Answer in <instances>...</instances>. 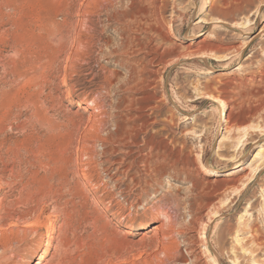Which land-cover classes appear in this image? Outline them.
Listing matches in <instances>:
<instances>
[{
    "label": "rangeland",
    "instance_id": "rangeland-1",
    "mask_svg": "<svg viewBox=\"0 0 264 264\" xmlns=\"http://www.w3.org/2000/svg\"><path fill=\"white\" fill-rule=\"evenodd\" d=\"M263 28L264 0H0L4 136L40 149L55 172L59 204L78 211L69 236L79 263L186 264L173 257H190L189 240L205 232L211 251L222 247L219 264H264V172L249 183L264 163V106L244 123L237 95L216 101L234 81L264 87V33L238 57ZM91 98L94 116L79 107ZM202 164L215 173L204 176ZM120 226L137 229L121 238ZM170 240L180 248L173 257L162 252ZM35 244L22 243L25 256ZM205 261L213 264L209 253Z\"/></svg>",
    "mask_w": 264,
    "mask_h": 264
},
{
    "label": "bare ground",
    "instance_id": "bare-ground-1",
    "mask_svg": "<svg viewBox=\"0 0 264 264\" xmlns=\"http://www.w3.org/2000/svg\"><path fill=\"white\" fill-rule=\"evenodd\" d=\"M227 4H228V2H227ZM261 6L262 5L257 7V10L255 12L256 14L261 11ZM244 7L245 6L237 5L236 9H238L242 12H245ZM81 22H82V20H81ZM221 22H222V20H221ZM250 22H251L250 17L245 18L244 24L247 25ZM218 23H220V22H218ZM82 24H83V22H82ZM262 33H264V28L258 34H256L254 37L250 38V40H248V42H246V44L242 48H240V50L238 52L239 58L242 56V54L245 52V50L248 47H250V45H252V43L255 42V40H257L258 38L262 40V36H263ZM72 39H71V41H72ZM69 46H71V45H69ZM81 46H83V45H81ZM197 55H199V54H197ZM256 55H257V51H253L249 54L248 58L254 59L256 57ZM221 57H223V56H220L219 58H221ZM225 57H227V56H225ZM219 58H217V59H219ZM228 59H230V58H225V60H228ZM211 71H212V68H209V73ZM261 72H262V79H263L264 78V68ZM232 83H234V84H229L227 87H224V89H223V91H224L223 93H225L226 99L225 98L224 99H220V98L216 99L215 98V99L218 102L221 101L222 103H226V100L228 99L229 95L230 96L231 95H237V99H241V102H240L241 107L242 106L244 108L247 107L246 110L248 111V116H244L242 118V122L244 121V123H245L252 116L254 117L255 115L259 114L260 110L263 108L264 98L262 96L264 95L263 94L264 93V89H263L264 87L263 86L259 87L257 89V91L254 90L255 91L254 92L253 90H249V91L245 90L246 87L243 85V83L238 82L239 83L238 84V83H235V81ZM1 94H2V92H1ZM261 94H263V95L261 96ZM214 97H215V95H214ZM254 97H258V98L262 97L263 100L260 102H257L258 104L253 105V103H254L253 101L256 99L255 98L253 100ZM0 99H3V98H0ZM2 107H3V103L1 101L0 102V110ZM79 107L86 110V111H90V116H94V113L98 110L99 105H98V103L95 102V100H93L91 98L90 100H81V102L79 103ZM2 111L3 110H1V112ZM221 111H222V115H223V112H224L223 109ZM94 120H96V119H94ZM5 123L6 122H4L3 119L1 118L0 119V162L2 163V165H1L2 168H0V190H4V189L9 190L10 189V191H11V189L16 188L17 189V196L13 199H8L7 198L8 195L6 193L4 196L0 197V264H81L78 262V258L74 255V249H72V244L74 241L72 242L70 239V236H69V233H71L70 230L74 226L73 220H76L74 218H77V217H75V215L78 211L76 212L75 210L71 209L70 207H72V205L71 206H68V205L62 206V204L60 203L61 207L59 206L60 205L59 202H61V198L64 197L63 196L64 193L63 194L60 193L62 191H58L57 190L58 188L57 189L55 188L54 183H53L54 179L52 177V176H54V174L52 175V173L51 174L49 173V170L51 171V169L48 170L47 165L46 166L43 165V161L41 159L42 155L40 157V155L38 154V152L41 153L42 151H40V149H38L39 151H37V148L34 149L33 146H32V148L29 147L30 144L29 145L27 144L28 145L27 146V145H21L20 142L8 141L7 138L4 136L5 127H6ZM233 126H235V125H233ZM257 126H258V129L263 128V127H261V125L260 126L257 125ZM244 129H246V128H244ZM248 129L249 128H247L244 132V130L242 128L243 134H244L243 136L247 137L248 142H249V140H251L252 143H254L255 145H259V143H260V140L258 139L259 137L258 138L254 137V135H255L254 132L249 131L250 129L249 130ZM258 129H257V131H258ZM245 141H246V138H245ZM40 146H42V145H40ZM259 154H261V153L259 152ZM256 156H258V155H256ZM44 157H45V154H44ZM163 163H166L165 158L159 162V164H163ZM149 167L152 168V165ZM152 170H154L155 172H158V168H154ZM152 170H149V172L147 171L148 174H151V172L153 174ZM215 171H216V169L214 167H209L206 164H202L201 169H200V173H202L204 176L205 175H212L215 173ZM263 172H264V163L261 165L259 164V166L255 167L254 171L251 172L252 176L250 175L251 180L249 179L250 180L249 183L253 182ZM157 176H158V174H157ZM155 178L154 179L152 178V179L155 180ZM232 179L235 181L236 178H231L230 180H227V181H231ZM261 180L264 181V177H262ZM147 183L152 185L151 183H149V181H147ZM249 183H246V184L248 185ZM260 185L262 186L261 188H263L262 190H264V183L261 182ZM14 191L16 192V190H14ZM9 198H11V197H9ZM89 198H90V202H91L90 204H92V206H96V207L98 206L99 207L102 205L101 199L97 195H95L94 193H92ZM50 207H53L52 212L50 214L46 215L45 210L50 208ZM17 209H19V211L21 210V212H20L21 214L19 213L18 217H16V213L19 212V211L16 212ZM78 215H80V214H78ZM53 216L54 217H58V216L63 217L62 223L56 225L54 222H52L51 217H53ZM80 216H82V215H80ZM204 217H202V218L199 217V219L198 218L193 219L191 229L197 230V226L199 224V221L200 220L204 221V222L206 221V220H204ZM166 218H167V220L170 219L168 215H166ZM210 219H212L211 221L214 220L213 218H210ZM77 220H78V218H77ZM107 220H109V219H107ZM20 221H23L24 225H23V223L21 224L23 226L20 225ZM208 221H210V220H208ZM168 224L169 223H167V225ZM162 225H164V223ZM205 225L207 226V223ZM142 227H144V225H142L140 227L138 226L139 229H141ZM161 228L163 229L164 226H162ZM45 229L47 231L46 235L42 233V231ZM135 229H137V228L120 226L119 228H117V234L116 235L118 237H121V238H127L129 235H131L133 233V230H135ZM256 230H258V229H256ZM163 231H164V229H163ZM252 235H253V238H255V242H256V240H260V239L262 240L261 234H252ZM29 240L34 241L36 243L35 244L36 247L27 256H25L27 254V252H26L27 250L22 248V243L27 242ZM188 244H189V247L188 246L187 247L189 250L188 252L191 254L190 257H187L184 253L182 254L179 252L180 248H179V243L177 240H170V242L163 244L162 252L165 253L166 255L170 256V257L175 252L176 253L178 252L180 254H177V255L175 254V257L172 256L173 260L175 262H177V261H181L182 263L185 262L186 264H209L208 262L205 261V257H207L208 253L210 255V258H211L213 264H219L221 262L222 257L220 255V251H222L221 250L222 247L219 250L211 251V248L209 246V239H208L205 232H202V234H200V236L198 238L193 239V240H189ZM74 245L76 246V248L80 247L79 244L74 243ZM260 245L264 246V241L260 242ZM50 249H53V251L50 255V258H45L46 254L49 253ZM233 260L235 261V263H233V264H237L236 262H237L238 258H234ZM100 261L101 260H99V262Z\"/></svg>",
    "mask_w": 264,
    "mask_h": 264
}]
</instances>
